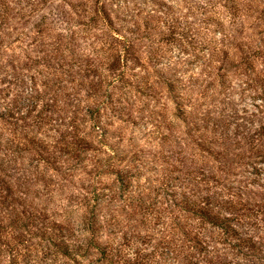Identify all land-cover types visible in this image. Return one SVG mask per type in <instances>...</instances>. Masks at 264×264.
Listing matches in <instances>:
<instances>
[{"label": "rangeland", "instance_id": "1", "mask_svg": "<svg viewBox=\"0 0 264 264\" xmlns=\"http://www.w3.org/2000/svg\"><path fill=\"white\" fill-rule=\"evenodd\" d=\"M260 125L264 0H0V179L20 203L1 217L110 241L117 264H264ZM75 138L88 149L63 153ZM213 195L236 203L246 247L210 228L213 253L189 247L184 205ZM18 231L22 264L99 258Z\"/></svg>", "mask_w": 264, "mask_h": 264}, {"label": "trees", "instance_id": "2", "mask_svg": "<svg viewBox=\"0 0 264 264\" xmlns=\"http://www.w3.org/2000/svg\"><path fill=\"white\" fill-rule=\"evenodd\" d=\"M260 129L264 131V125H260ZM76 147L88 149L89 143L84 139L75 138L74 141L71 140L69 143H63L61 145L63 153L65 154H70V152ZM259 156H261L264 161V153H261ZM0 185L1 188H5L6 190L5 194L0 198V206L5 205L4 207H9L14 204H20L18 203L17 195L11 189L10 184L6 180L0 179ZM217 199L218 197L213 195L212 198L208 197L205 201L200 200L199 203L186 202L184 205L185 210L191 211L193 214L197 215L199 223L201 224L199 229L194 230V227H192V229L188 231L189 247L191 249L195 248L199 254L207 255L210 252L213 253V250L216 248V241L213 242L203 233L208 228H210V230L214 229L215 232L217 230L216 233L218 234L221 232L224 239L229 238L231 241H237L239 246L246 247L245 243L250 240V237L248 236L243 238L238 228L240 219L238 217L239 210L235 207L236 203H234L232 199H227L224 203H220L223 201H218ZM12 208L13 210L8 211L7 214L14 216L15 219H8L6 216L7 214L2 217L0 216V264H4L3 254L5 252H7L9 256L6 264H22L26 256L25 252L22 251L23 247L25 248L23 243L24 240L26 241L29 239H26L25 235L18 233V230L20 228H26V230H28L30 225L39 230V232H42L41 236L47 235L50 237L53 244L59 248V252L62 255L69 257V259L75 254L85 257L90 254V248H93L95 254L99 255V258L94 261L96 264H103V262L113 264V261L114 264H117V261L115 260L118 257V247L114 246L112 242L105 241L106 243H98L94 241V236H92L90 241H87V238H84L80 239V242H77L78 240L74 238L76 242L71 244L68 241H65L69 240L68 234H73L69 232L70 229L65 228V226L62 227L58 223L53 225L52 221L50 222L52 225L41 222V225L37 227L36 223L39 220L42 221L46 219V217L29 215L26 219H23L22 215L25 214L26 210L17 211L15 207ZM221 208L225 209V213ZM4 216H6L5 218H7L8 221L7 219H3ZM204 225H206V227H203ZM22 236L25 239H23ZM90 245L93 246L90 247ZM184 256V258L188 260L185 264H198L197 262L192 261L187 255Z\"/></svg>", "mask_w": 264, "mask_h": 264}]
</instances>
